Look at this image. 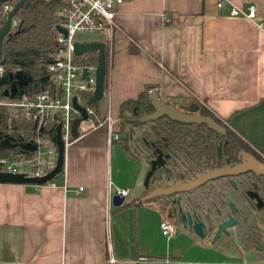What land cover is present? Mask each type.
Here are the masks:
<instances>
[{
    "label": "crops",
    "instance_id": "obj_1",
    "mask_svg": "<svg viewBox=\"0 0 264 264\" xmlns=\"http://www.w3.org/2000/svg\"><path fill=\"white\" fill-rule=\"evenodd\" d=\"M229 4H252L254 18L228 15ZM113 20L108 37H91L108 58L105 87L90 106L99 121L79 123L50 181L0 182V263H256L240 241L200 238L177 221L161 234L163 209L140 199L146 163L118 140V106L145 86L162 101L192 100L264 160V29L256 24L264 0H228L220 9L215 0H122ZM114 187L127 190L118 206L110 203Z\"/></svg>",
    "mask_w": 264,
    "mask_h": 264
},
{
    "label": "trees",
    "instance_id": "obj_2",
    "mask_svg": "<svg viewBox=\"0 0 264 264\" xmlns=\"http://www.w3.org/2000/svg\"><path fill=\"white\" fill-rule=\"evenodd\" d=\"M16 0H10L12 5ZM0 2V25L3 23L8 10H2ZM56 0H27L22 3L12 15V24L6 34L0 39V57L2 58V73L19 68L28 74L33 81L41 76L44 63L50 58L54 47V28L59 22L55 13ZM104 72L102 89L106 84L107 49L104 46ZM75 59L82 64H94L95 51H88ZM23 62V65H19ZM2 86L0 85V99ZM152 88L145 86L134 98L122 101L118 106V140L131 155L141 158L146 163L156 155V149L166 155L161 166L157 167L149 176L145 189L154 186H164L188 180L200 172L222 165L226 160L233 161L235 153L244 149L264 163L243 140L231 130L220 118L215 116L204 106L196 102V111L200 115H208L224 128V133L218 135L201 125L183 124L165 116L155 121H138L137 117L151 111L146 94ZM90 92L82 93V104L91 106ZM171 104L175 105L171 102ZM176 106V105H175ZM177 107V106H176ZM99 120H94L96 123ZM0 130L7 135L20 136L21 141H27L34 135L32 122L22 118L12 119L7 125L6 114L0 106ZM48 128L38 132L41 137L50 139ZM68 139H71L68 137ZM219 152L216 155V144ZM54 150L55 144L51 142ZM11 153L14 160L20 157L29 158L32 150H21L15 146H0V155ZM62 170V163L59 169ZM50 181V180H49ZM214 182H208L191 192L190 204L199 202L201 205H210L215 200L213 192ZM144 189V191H145ZM255 257L264 258V246L256 252ZM256 264V263H249Z\"/></svg>",
    "mask_w": 264,
    "mask_h": 264
},
{
    "label": "built area",
    "instance_id": "obj_3",
    "mask_svg": "<svg viewBox=\"0 0 264 264\" xmlns=\"http://www.w3.org/2000/svg\"><path fill=\"white\" fill-rule=\"evenodd\" d=\"M10 0L3 1L2 10L10 8ZM122 0H56L55 13L59 18L57 25L61 26L65 33L54 28V47L50 58L44 63L41 76L43 80H37L35 90L32 85L23 87L22 91L13 98L3 97L0 106L6 114L7 125L12 119L22 118L32 122L34 135L27 141L34 144L29 158L20 157L18 160H8L0 155V170L8 172H22L24 175H41L49 170L55 159V150L50 139L41 137L38 132L48 128L50 135L54 133V127L59 123L60 136L65 142L69 137V125L72 117L78 113L71 105V98L84 107L86 120H96L92 107L82 104V93L92 92L94 84V64H82L75 59L73 53L74 41H88L92 39L78 38L84 34L104 33L108 37L114 27L113 7ZM228 0H215V7L220 9ZM227 14L231 16H243L253 19L254 6L246 4L237 6L229 4ZM166 21V17L163 16ZM12 24V21H11ZM257 26L264 29V22L257 21ZM77 36V38H76ZM86 73L82 74V68ZM0 65V76L2 75ZM40 76V77H41ZM149 91V90H148ZM224 123V120H222ZM45 150L47 157L41 158ZM52 155V157L50 156ZM21 162H29L26 168H20ZM80 189V187H78ZM118 196L127 194L124 188L114 187L113 193ZM164 216L158 222L162 235L168 236L172 232L174 221L163 212ZM112 257L107 258L111 263ZM4 264V263H0ZM193 264V263H187Z\"/></svg>",
    "mask_w": 264,
    "mask_h": 264
},
{
    "label": "water",
    "instance_id": "obj_4",
    "mask_svg": "<svg viewBox=\"0 0 264 264\" xmlns=\"http://www.w3.org/2000/svg\"><path fill=\"white\" fill-rule=\"evenodd\" d=\"M6 0H0L3 2ZM27 0H16L8 9L3 23L0 25V39L4 34H6L11 26L13 12ZM55 28L58 31L65 33L64 29L57 25ZM85 50H95L96 59L95 66L93 69L94 74V84L92 92L89 96V101L94 102L100 98L102 94V78L104 72V44L102 41L98 40H88V41H74L73 42V53L75 55H80ZM2 58L0 57V64ZM19 65H23V62H19ZM86 70L82 68V74H85ZM46 76L39 77V80H43ZM28 84L32 85V89L37 88L36 82L31 79V77L23 72L21 69L17 68L14 71H8L0 76V85H6L2 88L1 94L6 98H13L18 93H20L23 87ZM146 98L151 106V111L142 114L137 117L138 121H150L155 120L159 117L165 116L170 120L180 121L184 123H203L206 127L216 131L219 134H223V127L213 120L208 115H200L195 113L196 102H191L186 105L189 112L179 110L171 102L162 101L155 90L147 91ZM71 105L77 111V115L72 117L69 125V136L71 138L76 137L79 131V123L86 119V112L83 106L79 105L74 97L71 98ZM13 137L4 136L0 141V146H14L17 145L21 150H33L34 144L29 141H21V137L17 136V142H12ZM51 141L55 144V159L53 166L41 175H24L22 172H8L0 170V182H11V183H32V184H42L51 180L58 172L62 163V153L64 141L60 136L59 123L54 127V133L51 135ZM166 155H162L158 149H156V155L151 158L148 162V168L146 169L143 179L142 186L146 188L147 181L151 173L164 162ZM237 162L229 165H222L212 167L210 169L204 170L194 177L184 180L181 182H176L173 184H168L166 186H157L148 191H146L141 197V200L150 199L154 196L160 195H171L178 193L189 192L198 186L205 184L208 181L214 180L220 177L235 176L239 173L250 171L255 175H259L264 180V163L255 158L251 153L239 149L236 153ZM233 183V180L230 179ZM248 196L253 197L255 200V208L264 206L258 196L254 192H247ZM123 197L112 194L110 197V203L113 206H118L122 204ZM231 214L219 221L216 225L212 239L216 238L220 232H224L226 228L231 227L235 223V218L233 213L235 212V206L229 203ZM177 212H179L178 221L181 226L191 230L193 234L198 237H203L204 224L200 219L195 216L190 215L188 212H182L180 207H177ZM256 227L259 229V234L261 236L260 241H256V249H260L262 243H264V216L262 222H256ZM247 257L253 256V251L249 250L246 254Z\"/></svg>",
    "mask_w": 264,
    "mask_h": 264
},
{
    "label": "flooded vegetation",
    "instance_id": "obj_5",
    "mask_svg": "<svg viewBox=\"0 0 264 264\" xmlns=\"http://www.w3.org/2000/svg\"><path fill=\"white\" fill-rule=\"evenodd\" d=\"M5 86L6 85H3L2 88ZM176 108L185 112H189L186 106H181L180 104H177ZM194 112L197 113L196 110ZM155 120H150V122ZM181 123L201 125L204 126L206 129L215 132L218 135H222L206 127L203 123ZM4 136H11V138L13 137L14 139H12V142L18 141L16 136L7 135L5 132L0 130V141L3 139ZM215 152L216 155H218V143L216 144ZM236 153L233 161L226 160L222 165H229L237 162L238 160L236 159ZM230 179L233 180V183L230 182ZM208 182H214L213 192L216 198L215 200L210 201V205H201L199 202H195L194 205L192 203L190 204L189 198L191 196V192L200 188L204 184L186 193L160 195L154 196L150 199L154 201L156 205L158 203V205L163 206L164 213L170 218H172L173 221L179 222V212H177L178 206L180 207L182 212H188L190 215H193L197 219H200L204 224L203 237H207L209 235L210 240L212 241H218L220 237L224 234V232H226L227 228L224 232H220V234L216 238L212 239L217 223L227 218L231 214L229 203H232L235 206V212L233 213L235 223L233 225L238 223V216L242 218L243 223L246 219H248V222L244 223V225L246 224L245 232H241L239 241L241 242L244 248L248 247L249 250H252L253 256H255L256 252L261 250L264 246V243H262L260 249H256V241L261 240L259 229L256 227V222H262V218L264 216V206L255 208V200L253 197L248 196L247 192H254L258 196L259 200L264 203V180L259 175H255L250 171H245L235 176L220 177ZM150 189H145L143 193ZM235 199L241 202V210H239L240 206H238L234 201Z\"/></svg>",
    "mask_w": 264,
    "mask_h": 264
},
{
    "label": "rangeland",
    "instance_id": "obj_6",
    "mask_svg": "<svg viewBox=\"0 0 264 264\" xmlns=\"http://www.w3.org/2000/svg\"><path fill=\"white\" fill-rule=\"evenodd\" d=\"M91 37L92 38L95 37L94 34H90V35L84 34V35L78 36L79 39L80 38L91 39ZM76 38H77V36H76ZM88 51H95V50H85L82 53L84 54V53H86ZM166 102H171V101L170 100H167ZM177 102L178 101H175L174 102L175 105H177ZM191 102H192V100H181L180 102H178V104L179 103H182L183 106H186L187 104H189ZM84 124H87L86 119L85 120H82V122L80 123L81 126L84 125ZM69 138H71V137L69 136ZM5 156L7 157L8 160H14V158H13V156H12L11 153L6 152ZM40 156H41V158H44V157H47L48 155L45 154V150H44L41 153ZM50 157H52V155ZM29 164H30L29 162H21L20 165H19V167L20 168H26ZM234 201L236 202V204L238 206H240L239 210H241V207H242L241 202H239L237 199H235ZM157 205H158V203H157ZM158 206H159V208L163 209V206H160V205H158ZM163 212H164V210H163ZM238 218H239L238 219V223H236L235 225H233L231 227H228L226 229V232H224V234L218 240L219 242H223V241L226 242V243L229 242V241H231V242L232 241H235L236 243L239 242L240 236H241V232H245V228H246L245 226H246V224L244 225V223H247L248 222V219H246L245 222L243 223L242 218L239 217V216H238ZM207 238L210 239V236L208 235ZM254 260L256 261V264H264V258L263 259H259V258L255 257Z\"/></svg>",
    "mask_w": 264,
    "mask_h": 264
}]
</instances>
